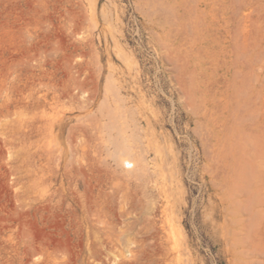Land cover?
I'll list each match as a JSON object with an SVG mask.
<instances>
[{"label":"rangeland","instance_id":"rangeland-1","mask_svg":"<svg viewBox=\"0 0 264 264\" xmlns=\"http://www.w3.org/2000/svg\"><path fill=\"white\" fill-rule=\"evenodd\" d=\"M263 190L264 0H0V264H235Z\"/></svg>","mask_w":264,"mask_h":264},{"label":"bare ground","instance_id":"bare-ground-1","mask_svg":"<svg viewBox=\"0 0 264 264\" xmlns=\"http://www.w3.org/2000/svg\"><path fill=\"white\" fill-rule=\"evenodd\" d=\"M97 2V0H95ZM96 4V3H95ZM96 8V7H95ZM95 13V12H94ZM93 21V20H92ZM113 86V85H112ZM115 86V85H114ZM111 89V88H110ZM109 89V92H111ZM115 95H112V97ZM118 95H116V97H118ZM114 102L115 100H117L115 97H113ZM120 101V98H119ZM118 105V104H117ZM119 106V105H118ZM115 108V107H114ZM117 108V107H116ZM120 107H118L119 109ZM117 109V110H118ZM113 111V109H110ZM111 111V115H114L113 113H115L116 109L114 110V112ZM117 112H120L117 111ZM116 114V113H115ZM88 116V115H87ZM101 116V115H99ZM108 117V114L106 115ZM117 116V115H115ZM114 116V117H115ZM92 117V116H91ZM93 117L96 118V116L94 115ZM105 117V116H104ZM103 117V118H104ZM110 117V114H109ZM107 118L110 120V118ZM113 117V116H112ZM111 117V118H112ZM120 117V116H119ZM103 118H101L103 120ZM124 118V117H123ZM94 118H91V120H93ZM115 119V118H114ZM126 119V117H125ZM108 120V121H109ZM117 120V118H116ZM124 120V119H123ZM121 120V121H123ZM127 120V119H126ZM98 126L94 127L92 129H96L98 131V133L100 132L99 129L101 127H104V123L99 119L98 120ZM113 121V120H112ZM120 121V120H119ZM106 122V121H105ZM92 123V121H91ZM97 123V122H96ZM121 123V122H120ZM94 124V123H92ZM99 124H101V126H99ZM130 124V123H129ZM91 125V124H90ZM96 125V124H95ZM90 127V126H89ZM60 130H62V126H60ZM77 133L82 136L81 133L85 132L84 129H81L80 126L76 127ZM112 131L114 129H111ZM111 132V131H109ZM106 133L109 134L110 136L111 133ZM116 132V129L115 131ZM120 133V131L117 130V133ZM94 134V132H93ZM102 134V133H101ZM76 135L74 129L70 130V134H69V139L71 140L74 136ZM103 135V134H102ZM101 135V136H102ZM121 135V134H120ZM118 134V136H120ZM125 134H123L122 136H124ZM133 134H130L128 136H131ZM117 136V137H118ZM127 136V134L125 135ZM91 137V136H90ZM116 137V138H117ZM135 136H131V141L132 138ZM80 138V137H79ZM102 138V137H101ZM100 138V139H101ZM103 138H105L103 136ZM121 138V137H120ZM127 138V137H126ZM99 139V140H100ZM108 139V136L106 138V140ZM105 140V139H104ZM111 140V139H109ZM113 140V139H112ZM121 140L125 141V139L122 137ZM128 139V141H130ZM130 141V143H132ZM124 143V142H123ZM127 143V141H126ZM129 143V145H130ZM128 144V143H127ZM135 144V143H134ZM97 145V144H96ZM119 145H122L119 144ZM133 145V144H132ZM102 146V145H101ZM112 146H116V144L112 145ZM105 147V146H103ZM110 147V146H109ZM113 147V148H114ZM89 148V147H88ZM134 148V147H133ZM101 149V148H100ZM107 149V148H106ZM103 150V149H102ZM105 150V149H104ZM110 150V149H109ZM89 151V150H88ZM134 149H132L129 146H123L119 148V151H115V152H119L117 153V155H115V152H112V155L114 154L116 158V163L118 166L121 167L122 172L125 173L124 176L126 175H136V179L137 178H141L143 176V174L145 175L144 171V164L141 160L136 159V153L133 152ZM107 155V152H106ZM111 155V152L110 154ZM111 155V159H114V155ZM91 156V155H90ZM100 156V155H98ZM108 156V155H107ZM93 158V157H92ZM108 162V161H107ZM117 166V167H118ZM108 167V166H107ZM96 169V168H95ZM113 169V168H112ZM114 170V169H113ZM117 170V169H116ZM111 171V170H110ZM115 171H113L114 173ZM111 173V172H110ZM119 173L115 174L116 176ZM121 176V175H120ZM123 176V175H122ZM118 177V176H117ZM108 178V176H107ZM122 178V177H121ZM124 178V177H123ZM129 178V177H128ZM135 179V181H136ZM144 180V178H142ZM138 181V180H137ZM245 182V181H244ZM253 183V182H252ZM250 183V184H252ZM128 184V183H127ZM249 184V183H248ZM263 185V184H262ZM246 186V185H245ZM262 189V188H261ZM111 191V190H110ZM249 191V189H248ZM264 191V190H263ZM78 192V191H77ZM90 192V191H89ZM243 192V191H242ZM252 192V191H250ZM254 192V191H253ZM78 194V193H77ZM241 194V193H240ZM239 193H233V192H229L225 195L226 199V220L222 221L219 224V228H220V238H221V243L223 244L227 251L233 256L235 264H264V209H259L260 207V203L257 201L258 197L255 195V193H249L247 195L248 200L247 202L244 203V201H242V195H240ZM108 195V194H107ZM262 195V194H260ZM238 196V197H236ZM261 197V196H260ZM263 197V196H262ZM261 197V198H262ZM111 198V197H110ZM241 198V199H240ZM264 207V198L261 201ZM87 206V205H86ZM87 212V211H86ZM85 213V212H84ZM245 213L246 215V219H242L241 214ZM104 217V216H103ZM86 220V219H85ZM92 220V218H91ZM78 228V227H77ZM13 236V235H12ZM13 239V238H12ZM18 247V246H17ZM18 250V249H16ZM18 256V255H17ZM65 257V255H64ZM29 258V257H28ZM47 258V257H46ZM60 258V257H59ZM125 258V257H123ZM27 259V257H26ZM54 260V258H52ZM68 259V258H66ZM62 260V259H61ZM60 260V262H61ZM91 260V259H90ZM14 261V259H13ZM58 261V260H56ZM63 261V260H62ZM22 262V261H20ZM38 262V261H37ZM116 262V261H115ZM13 263V262H12ZM42 263V262H41ZM10 264V263H9ZM54 264V263H52ZM65 264V263H64ZM114 264V263H113Z\"/></svg>","mask_w":264,"mask_h":264}]
</instances>
